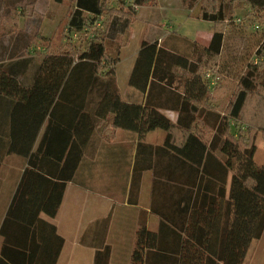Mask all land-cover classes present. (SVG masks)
<instances>
[{"label":"trees","instance_id":"1","mask_svg":"<svg viewBox=\"0 0 264 264\" xmlns=\"http://www.w3.org/2000/svg\"><path fill=\"white\" fill-rule=\"evenodd\" d=\"M73 1L66 27L69 36L82 33L88 21L102 22L99 29L82 34L95 36L89 37L86 49L77 52L61 47L54 52L51 39L40 36L46 54L37 64L31 85L0 67V96L8 105L2 120L7 121L10 137L3 147L8 154L28 159L0 228L4 239L0 264H57L65 240L41 214L57 215L84 148L104 122L102 131L107 137L126 129L143 139L152 130L164 129L165 141L155 150L156 159L160 151L165 153V164L159 165L151 155L145 166L136 162L134 173L153 170L160 177L163 169L165 178L171 179L172 169L188 172L194 188L184 207L189 226L178 242L179 251H152L156 233L143 226L137 233L131 264H154L158 255L165 264H243L252 241L264 234V165L255 160L256 144L231 129L233 122L247 121L249 131L259 129L264 135V96L255 106L256 115L251 120L245 117L261 84L255 70L241 77L234 100L225 111H218L211 104L203 69L220 55L223 31H216L209 46L202 47L193 59L159 46L158 41H144L129 84L147 92L146 102H128L116 86L118 57L107 49V37L114 35L116 27L112 17L120 15L130 22L136 8L156 0H117L119 7H107L109 0ZM224 1L204 0L197 16L221 25L230 15ZM230 1H246L264 15V0ZM182 3L185 8L195 6V0ZM102 15H107L105 20ZM106 23L110 25L105 27ZM109 26L112 33L107 31ZM0 31L4 32L1 23ZM257 53L264 55V41ZM175 68L186 74L182 85L176 84ZM96 89L97 100L91 109ZM163 107L178 111L176 123L160 111ZM260 117L263 123L252 124ZM45 121L47 127L34 149ZM109 254L108 249L97 251L95 264H108Z\"/></svg>","mask_w":264,"mask_h":264},{"label":"crops","instance_id":"2","mask_svg":"<svg viewBox=\"0 0 264 264\" xmlns=\"http://www.w3.org/2000/svg\"><path fill=\"white\" fill-rule=\"evenodd\" d=\"M32 1H36L37 4L42 0H30L24 5ZM71 4L73 9L75 2L72 0ZM115 6L117 5H112ZM135 11V18L130 22L126 21V17L114 15L111 22H116L114 35L107 37L108 40L117 41L127 36V41L120 44L121 47L117 51L119 55L115 75L120 95L128 102H146L147 92H142L129 84L144 41H158L159 46L193 59L200 54L202 47L209 46L214 33L221 30L224 32V41L220 55L224 51L226 31L214 21L194 15V12H198L196 4L192 8H185L182 0H156L155 4L139 6ZM3 17L0 18V23ZM105 18L106 16L102 15V20ZM176 18L184 24L189 22L198 28L192 33L182 31L181 26L176 28ZM107 31L112 33L111 26ZM130 34L132 36L129 37ZM134 40H137L136 45L131 46ZM26 44L27 42L24 41V44L18 43L17 46ZM42 58L20 59L13 63L16 66L9 65L3 70H9L19 80H23L25 85H31L37 64ZM124 64L126 68L123 67ZM174 71L177 82V72L180 70L175 68ZM121 73L123 81H120ZM181 79L183 80L182 77ZM5 101L4 97L0 96V228L28 165L26 157L8 154L3 147L10 142L7 121L2 120V113L8 107ZM211 104L221 111L218 104ZM160 111L174 123L177 122L179 114L175 109L163 107ZM47 124L48 122L45 121L34 149L41 141ZM104 124L105 122L97 126L84 148L75 175L67 182L57 215L50 217L42 213L41 218L54 224L57 233L64 238L62 252L65 251L67 236L71 231V225L67 222L74 221L72 231L77 243L71 251H92V264H95L97 251H105V249L110 251L108 264H131L137 233L143 226L156 233V245L152 251H179L178 242L187 235L186 229L189 226V212H186L184 207L189 201L191 190L194 189L190 184L192 180L190 174L188 172L181 174L180 171L172 169V178L166 179L163 169L160 177L154 175L153 170L134 173L137 161L141 166H145L149 156L157 158L155 149L163 145L166 131L158 128L140 139L137 132L118 129L107 137L102 131ZM162 154L165 153L160 151L156 159L159 165L165 164L166 157ZM182 180L184 183L180 182ZM258 240L260 238L252 241L244 263ZM3 241L0 235V256ZM117 251H124L121 254L123 260L116 257ZM82 258H84L83 253L79 255V260ZM154 264H165L161 255H158Z\"/></svg>","mask_w":264,"mask_h":264},{"label":"rangeland","instance_id":"3","mask_svg":"<svg viewBox=\"0 0 264 264\" xmlns=\"http://www.w3.org/2000/svg\"><path fill=\"white\" fill-rule=\"evenodd\" d=\"M29 1L0 0V18L4 16L1 20L4 32L0 31L1 68L4 69L9 65H14L15 61L24 58L36 60L42 58L46 54V50L40 39L41 35L48 36L51 39V51L54 52H57L61 47L80 52L88 47L90 38L95 37L92 34L85 37V34L80 37L68 35L66 27L69 21V9L71 11L73 7L72 0H42L37 4L28 3L24 5ZM202 2L204 0H195L198 12ZM224 3L227 13L230 14L227 20L219 25L227 34L225 48L220 56L208 61L206 68L203 69L204 80L210 85V92L213 95L211 103L218 104L219 110L225 111L234 100L241 77L246 75L248 71L255 70L256 78L261 84L258 87L257 95L248 103L245 111L246 119L251 120L256 115L255 106H259L263 102L264 96V55L257 53L258 46L264 41V15L257 12L246 1L225 0ZM113 4L117 5L115 7L120 6L117 0H109L106 5L112 7ZM146 4H151V1ZM198 12H194V15ZM177 19L175 21L176 28L181 26L182 31L192 33L198 28L192 23L184 24V22ZM104 25L107 26V24ZM9 30H13L12 33L16 34L12 35V33L5 32ZM100 30L103 31L102 28ZM34 35H37L36 39H33ZM124 37L117 41L107 39L108 52L117 57L119 55L117 51L121 47L120 44L127 41V36ZM24 41L27 42L26 45L17 46L18 43L24 44ZM33 41L34 43H32ZM136 42L137 40L132 41L131 46H135ZM123 67L126 68V64ZM122 71L124 70L122 69ZM105 72L104 70L102 73ZM177 73L178 81L176 84L180 85L183 82L181 77L185 79L186 74L181 70ZM120 81H123L122 73L120 74ZM93 94L95 97L93 96V99H91V109L97 100L98 90L96 89ZM261 123H263L262 117L258 122L256 120L252 121V124L256 126ZM231 130L235 134L240 131L249 142L256 144L255 160L257 164L264 165V135L261 130L249 131L247 121L239 124L233 122ZM67 223H70L71 231L68 233L66 248L62 252L59 264H92V251H71L77 243L72 231L74 221L69 220ZM122 252L124 251H117L116 257L120 260H123ZM81 253L84 254V258L79 260ZM243 264H264V234L260 240L255 242L251 248L249 258Z\"/></svg>","mask_w":264,"mask_h":264},{"label":"built area","instance_id":"4","mask_svg":"<svg viewBox=\"0 0 264 264\" xmlns=\"http://www.w3.org/2000/svg\"><path fill=\"white\" fill-rule=\"evenodd\" d=\"M101 24H102L101 21H97L95 24H92V22L88 21L87 24L84 26L82 33L74 32L72 35L75 37H80L82 34H88V32H90L93 28L99 29L101 27Z\"/></svg>","mask_w":264,"mask_h":264}]
</instances>
